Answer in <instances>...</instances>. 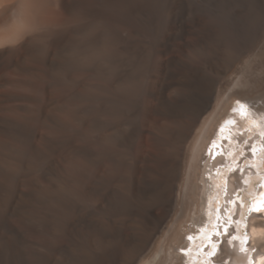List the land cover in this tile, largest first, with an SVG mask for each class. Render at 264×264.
I'll list each match as a JSON object with an SVG mask.
<instances>
[{
  "label": "bare ground",
  "instance_id": "bare-ground-1",
  "mask_svg": "<svg viewBox=\"0 0 264 264\" xmlns=\"http://www.w3.org/2000/svg\"><path fill=\"white\" fill-rule=\"evenodd\" d=\"M193 2L0 0V264H264V14Z\"/></svg>",
  "mask_w": 264,
  "mask_h": 264
},
{
  "label": "rangeland",
  "instance_id": "rangeland-1",
  "mask_svg": "<svg viewBox=\"0 0 264 264\" xmlns=\"http://www.w3.org/2000/svg\"><path fill=\"white\" fill-rule=\"evenodd\" d=\"M194 1H195V2H193L194 5L196 7L198 6L196 9H198L199 13L202 11L201 15H203L204 10L206 8L205 4H206L207 0H199V2H198V0H194ZM197 4H199V5H197ZM263 6H264L263 0H223V2L221 3V7H223L224 12L227 11V12H225V15H227L226 16L227 22L229 23V29L227 30L229 32L227 33L228 35H226V36H225L226 33L224 32L222 34V39L226 42V44L228 46H230L231 44H238L241 42H245L244 41L245 39L247 41L248 39L250 40V38L254 37V34H252V33L257 31V28L259 27V24H260L259 21H261L263 18L262 17L264 14L263 13L264 12ZM202 7L204 10H202ZM226 9H228V10H226ZM231 15L233 17H231ZM244 15H246V17ZM202 18H203V16H202ZM251 20H253V21H251ZM254 23H255V25H253L254 27H252L251 24H254ZM250 28H252L253 30H251ZM254 30H256V31H254ZM246 31L247 32L249 31L250 33L248 32L249 34H247ZM245 36H247L248 38ZM240 37H242V38L240 39ZM237 73H238V65H236L235 67L230 69V71L228 72V74L226 76V80L229 79V82H230L231 79L237 77ZM225 84L226 85L222 86L223 91H224L223 96L227 97V96L231 95V96H229L230 97L229 101H233V107L232 108L236 107V105L242 106L243 105L242 103L236 102V100H234V98H236V96H237L235 94L236 92L235 93L232 92V91H236L238 89L232 90V88H229V86H227V82H225ZM235 103H237V104L235 105ZM223 119H224V117H223ZM194 193L195 192L192 188L188 191L189 196L187 195V198H186V196L181 198V201H180L181 204L179 206L180 208H178V210L176 211V213H178V214H175V216L173 215L172 219L170 221V225H171L172 229L180 228L181 230H185V229L190 228L192 226V223H193L192 221H193V219L196 218L195 211L193 210L194 204L197 202V198L199 199V197H197V195ZM216 211H218V205H216ZM168 239H169V235L167 233L160 236L159 239H157L156 243L154 244L152 253H154V251H157L161 245H165L167 243ZM184 239L189 241L187 239V236H185Z\"/></svg>",
  "mask_w": 264,
  "mask_h": 264
},
{
  "label": "snow or ice",
  "instance_id": "snow-or-ice-1",
  "mask_svg": "<svg viewBox=\"0 0 264 264\" xmlns=\"http://www.w3.org/2000/svg\"><path fill=\"white\" fill-rule=\"evenodd\" d=\"M238 111H239V114L242 117H245L247 115V106L242 105L238 109ZM221 131H223V129H221ZM245 143H247V142H245ZM252 151H253V154H255V152H256L255 147L252 148ZM245 166L246 167H251L250 164H246ZM262 180H264V178H262ZM261 186H264V184H262ZM241 203H243V201H241ZM247 207H248L249 214H251V213H260V212L264 211V193H259V199H256L255 197H253V199L248 202ZM237 223L239 224L240 222H237ZM187 239L189 241H191L193 239V237L189 236V237H187ZM237 239L239 240V243H240L241 252L247 251L248 249H247V235H246V233L244 234L243 237H232V239L229 240V243L231 244L233 241H235ZM181 251H182L183 254H187V250L182 249ZM214 255H215V246H214L213 252L210 254L209 258L211 259V257L214 256ZM262 259H264V258H262ZM249 264H253V261L251 259L249 260Z\"/></svg>",
  "mask_w": 264,
  "mask_h": 264
}]
</instances>
